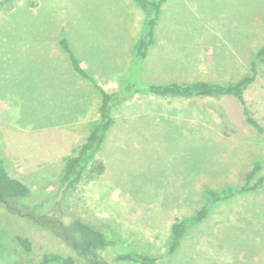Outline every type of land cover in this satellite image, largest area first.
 I'll use <instances>...</instances> for the list:
<instances>
[{"label": "rangeland", "instance_id": "rangeland-1", "mask_svg": "<svg viewBox=\"0 0 264 264\" xmlns=\"http://www.w3.org/2000/svg\"><path fill=\"white\" fill-rule=\"evenodd\" d=\"M0 3V153L29 187L37 214L52 208L63 158L76 153L94 123L78 122L100 102L94 83L108 92L130 83H232L264 45V0H167L141 63L134 53L147 12L133 0ZM61 38L92 81L72 69ZM244 98L262 132L230 95L139 91L114 101V135L94 157L102 171L84 173L56 200L115 240L106 250L112 264L125 251L157 257L153 264H264V184L216 202L166 252L171 224L203 206L206 188L239 186L255 160L264 173V64ZM16 235L28 237L33 250ZM44 251L70 254L59 238L0 204V264H36Z\"/></svg>", "mask_w": 264, "mask_h": 264}, {"label": "trees", "instance_id": "trees-1", "mask_svg": "<svg viewBox=\"0 0 264 264\" xmlns=\"http://www.w3.org/2000/svg\"><path fill=\"white\" fill-rule=\"evenodd\" d=\"M133 1L141 10L147 12L145 28L136 43L134 53L136 62L141 63L147 56L149 46L154 42L155 27L161 14L162 4L166 0ZM59 45L66 52L72 69L82 78L92 81L91 76L70 48L68 41L61 38ZM260 64H264V45L254 52L249 63V71L232 83L212 82L203 79L192 81L173 80L165 83L146 82L141 85L130 83L114 92H108L97 83H94L100 94L98 118L94 121L76 153L63 158V173L56 192L58 195L53 196L55 203H53L52 208L48 207L43 213L37 214L34 206L27 202L30 194L29 187L22 180L8 172L5 160L0 153V204L19 215L27 216L36 225V228L49 231L70 248V254L68 255L57 251H44L36 264H76L77 257L87 264H112L111 259L106 256V250L115 245V240L108 237L104 231L69 213L56 198L60 193L63 195L65 191L73 188L84 173L91 174L94 172L99 174L102 171V163L97 164L94 157L101 149L106 133L114 122L110 110L114 101L123 100L126 96L139 91L157 96L220 97L230 95L241 104L245 122L257 131L262 132V125L253 115L244 98L246 89L256 79ZM261 170V161L255 160L250 169L243 174V183L239 186L229 185L222 190L206 188L203 206L195 214L176 219L171 224L166 252L169 254L175 252L187 230L203 220L216 202L227 200L238 193L262 188L264 173L258 174ZM45 198L41 199L43 203ZM15 238L24 250H33V244L28 237L16 235ZM112 260L117 264L128 262L153 264L157 257L148 256L137 251H125L116 253Z\"/></svg>", "mask_w": 264, "mask_h": 264}, {"label": "crops", "instance_id": "crops-1", "mask_svg": "<svg viewBox=\"0 0 264 264\" xmlns=\"http://www.w3.org/2000/svg\"><path fill=\"white\" fill-rule=\"evenodd\" d=\"M167 3V0L162 4V7H161V12H162V10H163V6H164V4H166ZM80 76V75H79ZM81 77V76H80ZM84 79V78H83ZM84 80H87V79H84ZM87 81H89V80H87ZM90 82V81H89ZM86 83H88V82H86ZM98 91V90H97ZM99 93V92H98ZM100 103V102H99ZM99 103H98V105H97V107H92V112H90L89 113V115L86 117V118H82L81 120H78V122H81V121H89V120H93L94 119V121L95 120H97V118H98V106H99ZM61 126H63L64 127V125H61ZM60 127V126H59ZM113 127H115V120H114V122H113V124L110 126V128L108 129V131H107V133H106V137H105V139L104 140H107V138L111 135V133H112V135H114L113 134V131H112V128ZM102 150V149H101ZM100 151V150H99Z\"/></svg>", "mask_w": 264, "mask_h": 264}]
</instances>
